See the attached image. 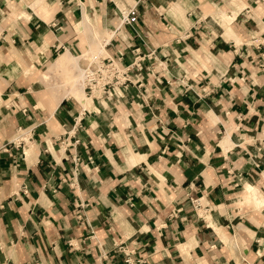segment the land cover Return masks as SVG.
Here are the masks:
<instances>
[{"label":"crops","instance_id":"1","mask_svg":"<svg viewBox=\"0 0 264 264\" xmlns=\"http://www.w3.org/2000/svg\"><path fill=\"white\" fill-rule=\"evenodd\" d=\"M239 1L237 37L224 36L208 18ZM122 4L137 18L106 34L107 54L126 45L128 63L138 45L155 57L74 127L81 106L64 99H77L50 109L25 65L83 47L82 10L86 34L92 20L113 29L116 1L0 0V264H264V205L240 196L248 184L264 194V46L248 44L264 0Z\"/></svg>","mask_w":264,"mask_h":264},{"label":"built area","instance_id":"2","mask_svg":"<svg viewBox=\"0 0 264 264\" xmlns=\"http://www.w3.org/2000/svg\"><path fill=\"white\" fill-rule=\"evenodd\" d=\"M136 18L137 9L135 5L126 6L118 10V22L113 30L116 31L123 27L131 28ZM254 38L255 37H250V40L253 41L248 44L257 48L264 46V31H262L256 39ZM109 44L110 42H107L105 46ZM125 48H127L126 45L123 47L118 46L113 55L105 53L103 55L88 53L82 57L83 64L80 68L81 83L83 85L84 95L87 99L104 101H111V99H113V101L117 103L122 95L116 93L115 90H121L122 88H126L129 84H132L133 82L130 79L131 72H138L142 69L145 60L154 59L155 57L153 49L141 52L138 45H129L131 60L128 63H123ZM81 111V113L73 118L74 127L77 126V123L80 121V116L83 115L85 110ZM70 159L73 165H77L80 162L79 158L75 155H72ZM190 204L194 213L198 208H201L197 199L190 201ZM124 263L144 264V261L141 259L132 261V259L126 255Z\"/></svg>","mask_w":264,"mask_h":264},{"label":"rangeland","instance_id":"3","mask_svg":"<svg viewBox=\"0 0 264 264\" xmlns=\"http://www.w3.org/2000/svg\"><path fill=\"white\" fill-rule=\"evenodd\" d=\"M115 1L117 3V6H118L119 10L125 7V4H122L123 0H115ZM242 7H243V4L239 1L237 3L236 8L232 12H230V13L224 12L223 14H221L220 12H218L219 10H217L215 13H212L211 16H209L208 20H210V21L215 20V23H217V25L221 27L220 30H218V32L221 31V33L224 36L235 38L237 36H235L233 34V32L230 30V28L228 26V23L233 18L234 14L238 10H240ZM175 9H178V7L175 8ZM85 14H87L89 16V14L87 12H85ZM82 15H83V10H82L81 15L78 17L77 21L75 22V25H76L75 29L79 30L78 36L82 38V41H83V44H84L83 47L81 46L80 48H76V47L70 48L68 45H65L66 48L64 47L62 49H59L56 53H53V55L51 57H48L46 59H44V57H41V59H39L40 55L37 56V55L33 54V55L29 56L30 57L29 64L25 65V66H28V68H29V66L32 67V69L26 71L28 73V75H25V77L29 76V84L27 85V89L29 88V91L33 92V94H36V97L46 101L47 105L50 107V109L54 108L57 104H59L61 102V101L59 103L56 102L55 101V99H56L55 95H53L52 93L49 92V91H53V90L55 92H57V93L58 92H62L63 94H65V95L62 96L63 97L62 99H64L65 97H71L72 96V97H75L79 101H77V100H75L73 98L64 99V100L75 102L76 104H79L80 106H85L86 105V100L83 97L82 88L80 86L77 85V88H75V92L74 93H69V90H70L71 85H72V83L69 82L70 81V76H72L73 74L75 75L76 70L71 66V64L67 67V72L66 73L63 72V71L52 70L51 69V67H52L51 65H53V63H52L53 60L57 59L60 55H62L65 52L66 49L70 48L71 52L73 54H75L77 56L81 55V56L78 57L79 59H78V62L76 63V65L79 67V70H80V68H81V66L83 64L82 57H84V55L88 54V53L97 54L98 52H97L96 48L99 47L103 43L104 40L109 38V34L106 35L107 33H113V36L119 35V34L122 33V31H119L118 34L114 35L113 29L101 30V29H99L100 26L95 25L96 21L92 20L93 24L91 26V29L96 30V32L93 33L94 34V39H93V44L92 45H94L96 48L90 47V45H88L89 42L87 43V40H86V37H85L86 35H89V34H86V31L81 27L80 18L82 17ZM205 17H206V15H204V17H203L204 20H205ZM97 31H99V32H97ZM255 34H257V33H255ZM255 34L254 33L251 34L248 37V39H250V37H252V36H255V38H257L259 36L258 34L257 35H255ZM96 37H98V38H96ZM112 38H111V40H112ZM248 41H247V43H248ZM236 42L240 43L241 40H236ZM105 47H104V50H105ZM89 49L91 51H89ZM94 50H95V52H94ZM105 52H106V50H105ZM107 53L108 52H106L105 54H107ZM82 54H84V55H82ZM48 69H50V70H48ZM40 72L41 73L45 72L48 75V79L45 80V83H43V85L40 84V83H37L38 82L37 79H38V77L40 75ZM49 76H50V78H49ZM51 86H56V89H52V88L49 89V87H51ZM47 87H48V90L45 89ZM243 186H244V183H243ZM256 190H257V194L258 195L264 196V194H261L260 190L257 187H256ZM240 196H241V202L243 204H246V206L247 205L248 206L249 205H253L254 209L256 210L257 213H259L261 211L260 209L263 207L264 204L261 205V206H256L252 202L247 201L248 198L245 197L246 196L245 195V186L243 187V191L240 194ZM201 211L199 212V214L196 213L195 216L200 218L199 215L201 214Z\"/></svg>","mask_w":264,"mask_h":264},{"label":"bare ground","instance_id":"4","mask_svg":"<svg viewBox=\"0 0 264 264\" xmlns=\"http://www.w3.org/2000/svg\"><path fill=\"white\" fill-rule=\"evenodd\" d=\"M83 20H84V22L86 21L85 23H87V21H88L87 18H84ZM121 29L122 28H120V29H118L116 31L113 30L114 35L115 34H118L119 30H121ZM87 37H88L87 38L88 39L87 41L89 42L88 45H90V47L96 48L94 45H92L93 44V39H94V34H89ZM96 38H98V37H96ZM109 41H111L110 40V36H109L108 39L104 40L101 45L99 44L100 46L96 48L97 49V52H98L97 54L102 55L103 53H106L105 50H104V46H105V43H107ZM89 51H91V50L89 49ZM94 52H95V50H94ZM78 59H79L78 57L72 56L67 51L58 60H56V62H53L54 64L51 65L52 66L51 69L52 70H55V71L56 70L63 71V72L66 73L67 72V67L71 64V66L76 70L75 75L73 74L72 76H70V81L69 82L72 83V85H71V88L69 90V93H74L75 92V88H77V85L82 88V93H83V97L86 100V105L85 106H81V110H85V109H88L89 108V105H90V101L89 100L90 99H87V97L84 95V92H83V85L81 83V71L79 70V67L76 65V63L78 62ZM30 69H32V67L29 66V68H28V66H26V71H28ZM48 70H50V69H48ZM26 74H28V73L26 72ZM49 78H50V76H49ZM47 79H48L47 73H45V72L44 73L43 72L41 73L40 72V75H39V77L37 79L38 82L37 81L36 82L43 85V83H45V80H47ZM51 88L52 89H56V86L49 87V89H51ZM45 89L48 90V87L45 88ZM49 92L52 93L53 95H55V97H56L55 101L58 102V103L62 100V98H63L62 96L65 95L62 92H58L57 93L54 90L53 91H49ZM245 191H246L245 192V195H246L245 197L248 198L247 201L252 202L256 206H261V205L264 204V196H261V195H258L257 194V190H256V187L255 186H253L252 184H248L246 186Z\"/></svg>","mask_w":264,"mask_h":264}]
</instances>
